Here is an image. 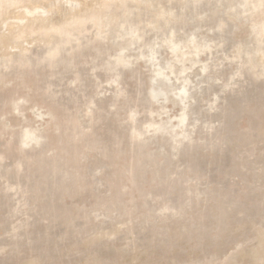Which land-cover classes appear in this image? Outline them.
Segmentation results:
<instances>
[{"label": "rangeland", "instance_id": "obj_1", "mask_svg": "<svg viewBox=\"0 0 264 264\" xmlns=\"http://www.w3.org/2000/svg\"><path fill=\"white\" fill-rule=\"evenodd\" d=\"M0 264H264V0H0Z\"/></svg>", "mask_w": 264, "mask_h": 264}, {"label": "bare ground", "instance_id": "obj_2", "mask_svg": "<svg viewBox=\"0 0 264 264\" xmlns=\"http://www.w3.org/2000/svg\"><path fill=\"white\" fill-rule=\"evenodd\" d=\"M159 55V54H158ZM159 61H160V59H159ZM202 75V74H201ZM204 76V75H203ZM208 76V75H207ZM194 78V77H193ZM172 79V78H171ZM214 79V78H213ZM173 80V79H172ZM191 80V79H190ZM190 83V82H189ZM196 83V82H195ZM176 85V84H175ZM189 91V90H188ZM158 92V91H157ZM160 92V91H159ZM186 99V98H185ZM186 101V100H185Z\"/></svg>", "mask_w": 264, "mask_h": 264}]
</instances>
